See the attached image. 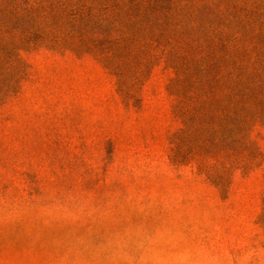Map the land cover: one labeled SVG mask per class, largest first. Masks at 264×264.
<instances>
[{"label": "rangeland", "instance_id": "obj_1", "mask_svg": "<svg viewBox=\"0 0 264 264\" xmlns=\"http://www.w3.org/2000/svg\"><path fill=\"white\" fill-rule=\"evenodd\" d=\"M203 1L226 8L211 26L241 32L264 79V0ZM7 23L0 48L22 64L0 54V264H264V125L253 165L217 187L172 158L181 124L162 63L124 100L84 47L38 33L27 47L38 24Z\"/></svg>", "mask_w": 264, "mask_h": 264}, {"label": "trees", "instance_id": "obj_2", "mask_svg": "<svg viewBox=\"0 0 264 264\" xmlns=\"http://www.w3.org/2000/svg\"><path fill=\"white\" fill-rule=\"evenodd\" d=\"M225 13L203 0H0V41L13 33L7 20H33L38 32H22L19 41L29 47L38 33L41 45L84 47L116 78L124 100L162 63L172 72L166 89L181 124L170 137L172 158L218 187L253 165L252 125H264V79L251 70L258 58L249 56L241 32L211 26ZM210 15L212 22L200 19ZM0 54L14 59L11 70L22 64L14 50Z\"/></svg>", "mask_w": 264, "mask_h": 264}]
</instances>
